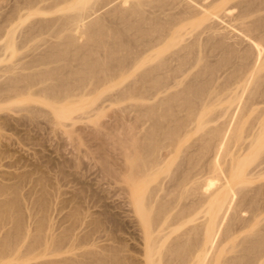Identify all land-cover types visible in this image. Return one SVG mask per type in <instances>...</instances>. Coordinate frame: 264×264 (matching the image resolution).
Listing matches in <instances>:
<instances>
[{
  "label": "rangeland",
  "instance_id": "obj_1",
  "mask_svg": "<svg viewBox=\"0 0 264 264\" xmlns=\"http://www.w3.org/2000/svg\"><path fill=\"white\" fill-rule=\"evenodd\" d=\"M145 1L0 0V264H264V0Z\"/></svg>",
  "mask_w": 264,
  "mask_h": 264
},
{
  "label": "bare ground",
  "instance_id": "obj_2",
  "mask_svg": "<svg viewBox=\"0 0 264 264\" xmlns=\"http://www.w3.org/2000/svg\"><path fill=\"white\" fill-rule=\"evenodd\" d=\"M138 1H139V0H138ZM144 1H145V0H144ZM153 1H155V0H153ZM156 1H157V0H156ZM156 1H155V2H156ZM173 1H174V0H173ZM136 2H137V1H136ZM146 2H147V1H145V3H146ZM148 2H150V0H149ZM155 2H154V3H155ZM160 2H161V1H160ZM160 2H158V3L161 5V3L164 2V1H162L161 3H160ZM134 3H135V1H134ZM151 3H152V2H151ZM151 3H150V4H151ZM156 3H157V2H156ZM158 3H157V4H158ZM165 3H166V2H165ZM213 3H215V2H212V4H213ZM135 4H136V3H135ZM143 4H144V2H143ZM148 4H149V3H148ZM152 4H153V3H152ZM157 4H155V5L158 6ZM174 4H175V3H174ZM212 4L210 3L208 7H210V5H212ZM155 5H154V6H155ZM164 5H165V4H164ZM166 5H167V4H166ZM166 5H165V6H166ZM207 5H208V4H207ZM216 5H217V3H216ZM216 5H215V6H216ZM133 6H134V4H133ZM165 6H164V7H165ZM199 6H200V5H199ZM199 6H198V7H199ZM201 6H202V5H201ZM134 7H136V5H135ZM158 7H159V6H158ZM158 7H157V9H159ZM206 7H207V6H205V8H206ZM168 8H169V6H168ZM202 8H203V7H202ZM205 8H203V10H204ZM136 9H137V8H136ZM162 9H163V8H162ZM197 9H198V8H197ZM197 9H195V10H197ZM140 10H141V9H140ZM154 10L156 11V7H155ZM159 10L162 11V10H161V7H160ZM203 10H202V11H203ZM163 12H164V10H163ZM184 12H186V10H185ZM188 12H189V11H188ZM188 12H187V14H188ZM191 12H192V11H191ZM206 12H208V11H206ZM132 13H133V11H132ZM154 13H155V12H154ZM180 13H182V12H180ZM199 13H200V12H199ZM129 14H130V13H129ZM189 14H190V13H189ZM182 15H183V13H182ZM196 15H198V14H196ZM175 16H176V15H175ZM188 16H189V15H188ZM127 17H128V16H127ZM77 19H78V18H77ZM124 20H125V18H124ZM129 20H130V19H129ZM129 20H128V21H129ZM180 20H181V19H180ZM183 20H184V19L182 18V22H183ZM185 20H186V19H185ZM125 22H126V21H125ZM175 22H178V21H175ZM191 22H192V21H191ZM78 23H79V22H78ZM126 23H128V22H126ZM178 23H180V22H178ZM171 24H172V23H171ZM173 24H174V23H173ZM185 24H186V23H185ZM185 24H184V25H185ZM171 26H172V25H171ZM173 27H174V26H173ZM167 29H168V28H167ZM167 29H166V30H167ZM169 29H170V27H169ZM178 29H179V28H178ZM125 31H126V30H125ZM168 31H170V30H168ZM181 31H182V29H181ZM110 32H112V31H110ZM117 32H118V31H117ZM183 33H184V32H183ZM183 33H182V34H183ZM118 34H119V32H118L116 35H118ZM123 34H124V33H123ZM177 34H179V33H177ZM110 35H111V33H110ZM166 35H167V34H166ZM180 35H181V34H180ZM113 36H114V35H113ZM167 36H168V35H167ZM167 36H165V37H167ZM176 36H177V35H176ZM178 36H179V35H178ZM178 36H177V37H178ZM109 38H110V36H109ZM162 38H164V37H162ZM111 39H112V38H111ZM120 39H122V38H120ZM115 40H116V39H115ZM160 40H163V39H160ZM160 40L158 39V41H160ZM171 40H172V39H171ZM158 41H157V42H158ZM197 41H198V40H197ZM153 42H154V41H153ZM161 42H162V41H161ZM155 43H156V42H155ZM170 43H172V42H170ZM196 43H197V42H196ZM152 44H153V43H152ZM158 44H159V43H158ZM150 45H151V44H150ZM191 45H192V44H191ZM191 45H190V46H191ZM256 45H259V44H256ZM154 46H157V45H154ZM196 46H199V44L196 45ZM196 46L194 47V44H193V47H194V48H196ZM256 47H257V46H256ZM149 48H150V47H149ZM149 48H148V49H149ZM197 48H198V47H197ZM148 49H147V51H148ZM191 49H192V48H191ZM257 49H258V47H257ZM259 49H260V47H259ZM149 50H151V48H150ZM256 51H257V50H256ZM259 51H260V50H259ZM261 51H262V50H261ZM261 51H260V54H261ZM257 52H258V51H257ZM149 53H150V52H149ZM149 53H148L147 55H149ZM262 53H263V52H262ZM160 54H161L160 51H158V52L156 53V57H159ZM260 54H259V56H260ZM153 55H154V54H153ZM153 55H152V56H153ZM158 55H159V56H158ZM261 55H262V54H261ZM144 56H145V53H144ZM144 56H143V57H144ZM262 56H263V55H262ZM156 57H155V58H156ZM246 57H247V56H246ZM246 57L244 56L245 59H246ZM257 57H258V56H257ZM257 57H255V58H257ZM146 58H148V57H146ZM150 58H151V57H150ZM159 58H160V57H159ZM163 58H164V57H163ZM166 58H167V57H166ZM143 59H144V58H143ZM151 59H152V58H151ZM156 59H157V58H156ZM167 59H168V58H167ZM259 59H261V58H259ZM259 59H258V61H259ZM140 60H141V59H140ZM144 60L146 61L147 59H144ZM148 60H149V58H148ZM148 60H147V61H148ZM158 60H159V59H158ZM179 60H180V59H179ZM255 60H256V59H254V62H255ZM147 61H146V62H147ZM155 61H156V60H155ZM163 61H164V60H163ZM167 61H168V60H167ZM142 62H144V61H142ZM148 62H149V61H148ZM148 62H147V63H148ZM164 62H165V61H164ZM164 62H163V63H164ZM139 63H140V61H139ZM139 63H137V64H139ZM153 63H154V62H152V64H153ZM160 63H161V62H160ZM160 63H159V64H160ZM165 63H166V62H165ZM165 63H164L163 65H162V63H161V65H159V66H160V69H161V66H162V67L165 66V68H166ZM168 63H169V62H168ZM256 63H257V61H256ZM262 63H264V62H262ZM141 64H143V63H141ZM152 64H151V65H152ZM148 65H149V64H148ZM181 65H182V64H181ZM248 65H249V64H248ZM251 65H253V63H252ZM263 65H264V64H263ZM135 66H136V65H135ZM146 66H147V65H146ZM157 66H158V65H157ZM159 66H158L157 68H159ZM255 66H256V65H255ZM184 67H186V66H184ZM153 68H154V67H153ZM180 68L182 69V66H181ZM250 68H251V67H250ZM148 69H149V68H148ZM160 69H159V71H161ZM162 69H163V68H162ZM173 69H174V68H173ZM188 69L190 70V67H189ZM188 69L185 68V70H188ZM150 70H151V69H150ZM153 70H156V69H153ZM246 70H247V69H246ZM246 70H245V71H246ZM156 71H158V70H156ZM159 71H158V72H159ZM163 71H164V70H162L161 72H163ZM171 71H172V70H171ZM171 71H169V73H170ZM182 71H184V70L182 69ZM182 71L180 70V72H182ZM245 71H244V72H245ZM152 72H154V71H152ZM166 72H167V69H166ZM180 72H179V73H180ZM148 73H150V72H148ZM171 73H174V72H171ZM183 73H185V71H184ZM246 73H247V72H246ZM246 73H245V74H246ZM252 73H253V72H252ZM156 74H157V73H156ZM156 74H155L154 78L156 77ZM165 74L168 75V73H165ZM174 74H175V73H174ZM248 74H249V73H248ZM167 75H166V76H167ZM170 75H171V74H170ZM180 75H181V74H180ZM243 75H244V74H243ZM250 75H251V74H250ZM250 75H249V76H250ZM144 76H145V75H144ZM150 76L152 77L151 73H150ZM150 76H149V78H151ZM160 76H161V75H160ZM164 76H165V75H164ZM157 77H158V76H157ZM157 77H156V78H157ZM167 77H168V76H167ZM147 78H148V77H147ZM162 78H163V76H162ZM164 78H165V77H164ZM157 79H158V78H157ZM163 80H167V79H163ZM163 84H164V83H163ZM154 85H155V84H154ZM156 85H157V84H156ZM158 86H159V85H158ZM163 86H164V85H163ZM165 86H166V85H165ZM161 87H162V85H161ZM161 87H160V88H161ZM210 98H211V97H209V99H210ZM212 98H213V96H212ZM214 98H215V97H214ZM210 101H211V100H210ZM207 102H208V101H207ZM204 103H205V102H204ZM208 103H209V102H208ZM208 103L205 104V108H208V109H209L210 107H208V105H211V104H210L211 102H210L209 104H208ZM202 104H203V103H202ZM206 105H207V107H206ZM200 106L202 107V105H200ZM203 107H204V105H203ZM203 107L201 108L202 110H200L201 113H202V111H203ZM198 111H199V110H198ZM200 111H199V112H200ZM204 111H205V110H204ZM203 113H204V114H203ZM203 113H202V115H200V116L198 115V116H199V122H200V124L202 123V125H200V127L204 126L205 123H203V122H205V121L208 119V118H206V120H205V117H206L205 113H206V111L203 112ZM198 114H199V113H198ZM206 114H207V113H206ZM203 115H204V118H203ZM208 117H209V116H208ZM202 118H203V119H202ZM195 119H196V118H194V120H195ZM194 120H193V121H194ZM197 120H198V119H197ZM200 120H201V121H200ZM208 120H209V119H208ZM210 120H212V119H210ZM194 122H195V121H194ZM197 122H198V121H197ZM208 122H209V121H207V123H208ZM207 123H206V124H207ZM203 124H204V125H203ZM198 125H199V124H198ZM198 125H197V127H199ZM216 129H217V128H215L214 130L216 131ZM214 130H213V131H214ZM221 130H222V129H221ZM221 130L218 129L217 131H219V132L221 133V132H223V131H221ZM213 133H214V132H213ZM210 134H211V133H210ZM221 134H222V133H221ZM214 135L217 136V137L219 138V135H218L217 133H214ZM221 136H222V135H221ZM211 138H213V136H212ZM218 138H217V139H218ZM221 138H222V137H221ZM222 140H223V138H222ZM214 141H215V140H214ZM216 142H217V140H216ZM216 145H217V143H216ZM218 146H220V144H219ZM220 147H221V146H220ZM218 149H219V148H218ZM172 151H173V150H172ZM173 152H174V151H173ZM217 152H218V151H217ZM167 153H168V151H167ZM167 155H169V153H168ZM169 156H170V155H169ZM157 157H158V156H157ZM165 157H166V156H165ZM158 159H159V157H158ZM162 159H164V157L161 158V160H162ZM151 160H152V159H151ZM159 160H160V159H159ZM155 161H156V160H155ZM157 161H158V160H157ZM214 161H216V160H214ZM169 162H170V161H169ZM217 162H218V161H217ZM161 163H162V162H161ZM165 163H166V162H165ZM213 163H214V162H213ZM151 164H152V163H151ZM156 164H157V163H156ZM166 164H167V163H166ZM211 164H212V163H211ZM164 165H165V164H164ZM215 165H217V164H215ZM215 165H213V166H215ZM162 166H163V165H162ZM217 166H218V165H217ZM158 167H159V165H158ZM163 167H164V166H163ZM166 167H168V166H166ZM169 167H170V163H169ZM210 167H212V166L210 165ZM210 167H209V168H210ZM154 168L156 169L155 166H154ZM159 168H162V167H159ZM159 168H158V169H159ZM215 168H217V167L215 166V167H214V170H216ZM150 169H151V168H150ZM165 169H166V168H165ZM210 169H212V168H210ZM217 169H218V168H217ZM152 170H153V168H152ZM159 170H160V169H159ZM155 171H157V170H155ZM161 171H162V169H161ZM211 171H212V170H211ZM216 171H217V170H216ZM150 172H151V171H150ZM159 172H160V171H159ZM209 172H210V170H209ZM151 173H152V172H151ZM148 174H149V173H148ZM154 174H155V172H154ZM194 174H195V173H194ZM196 174H197V173H196ZM149 175H150V174H149ZM151 175H153V174H151ZM185 175H186V174H185ZM185 175H184V176H185ZM187 175H188V174H187ZM198 175H199V174H198ZM154 176H155V175H154ZM154 176H153V177H154ZM156 176H157V175H156ZM156 176H155V177H156ZM189 176H190V175H189ZM196 176H197V175H196ZM202 176H203V175H202ZM202 176H201L200 178H202ZM153 177H151L150 180H151ZM190 177H191V176H190ZM190 177H189V178H190ZM193 177H194V176H193ZM231 177H232V176H231ZM231 177H230V179L227 177V178L229 179V181L231 180ZM140 178H141V177H140ZM143 178H144V177H143ZM147 178H149V177H147ZM185 178H186V177H185ZM185 178H184V179H185ZM187 178H188V177H187ZM227 178H226V179H227ZM145 179H146V178H145ZM196 179H198V178H196ZM146 180H147V179H146ZM146 180H145V181H146ZM193 180H194V179H193ZM198 180H199V179H198ZM198 180H197V181L194 180V181H195V182H198ZM205 180H206V179H205ZM143 181H144V180H142V182H143ZM152 181H153V179H152ZM152 181H151V182H152ZM180 181H181V180H180ZM182 181H183V180H182ZM186 181H187V179H186ZM186 181H185L184 183L181 182V184H182V183L185 184ZM189 181H190V180H189ZM194 181H193V182H194ZM138 182L141 183V180H140V181L138 180ZM147 182L150 183V181H146L145 184H146ZM162 182H163V181H162ZM201 182H202V181H201ZM203 182H204V181H203ZM211 182H212V181H211ZM225 182H226V181H225ZM231 182H232V181H231ZM140 183H139V184L137 183V186L140 185ZM148 183H147V184H148ZM169 183H170V182H169ZM171 183H172V182H171ZM198 183H199V182H198ZM204 183H206V182H204ZM194 184H195V183H194ZM207 184H208V183H207ZM210 184H211V183H210ZM226 184H228V182H226ZM226 184H225V185H226ZM141 185H144V183H143V184L141 183ZM159 185H160V186H159V189H160V187H161L162 184L160 183ZM178 185H179V184H178ZM185 185H186V184H185ZM185 185L182 186V187L184 188ZM192 185H193V184H192ZM225 185H224V186H223V185H222V186L220 185L221 187L219 186L220 188L217 189V191L214 189L215 191H212V194H211V193H208V195H207V197H209V195L211 194V195H210V196H211V200L209 201V200L207 199V200H208L209 202H211V203H209L208 201H207V202H208L209 205L212 204V206H211L212 209H209V211H211V210H212V211H211V212H207V211H208V208H210V207H209V205L206 203V206H208V207L206 208V211H205V212H207V215H208L209 213H211V215H212V214L214 215V220H213V222H211L212 225H209L210 223L208 224V223H206V222L204 221V222H205L204 224H208V225H209V226H207V225H202V226H204V227L207 226V227H205V228H207V229H205V228L203 227V228L205 229V231H204V229L200 226V228L203 229L204 233H206V235H204V236H206L204 240L207 242V244H211V245H212V243L215 241L214 238H215V236H216V234H217L216 232L218 231L217 227L220 226V225L218 224V222H219L218 220H219L221 217L224 216L223 214H226V213H227L226 211L229 209L228 207H230V206L227 207V205H231V204H226V203H231V202H232V200H231V201L229 200V196H230V195H228L232 189H231V190L229 189V191H228V190L225 188V187H226ZM190 186H191V185H190ZM202 186H203V185H202ZM204 186H205V185H204ZM209 186H210V185H209ZM227 186H228V185H227ZM229 186H230V185H229ZM166 187H167V185H166ZM177 188H178V187H177ZM200 188H201V187H200ZM207 188H208V187H207ZM228 188H229V187H228ZM157 189H158V188H157ZM171 189H173V188H171ZM198 189H199V187H198ZM201 189H203V187H202ZM166 190L168 191V189H166ZM182 190H183V189H182ZM184 190H185V189H184ZM187 190H188V189H187ZM195 190H196V189H195ZM209 190H210V189H209ZM169 191H170V190H169ZM177 191H178V190H177ZM193 191H194V190H193ZM196 191H197V190H196ZM227 191H228L229 193H228ZM182 192H183V191H182ZM182 192H181V193H182ZM194 192H195V191H194ZM197 192H198V191H197ZM197 192H196V193H197ZM204 192H205V191H203V195H204ZM206 192H207V190H206ZM206 192H205V193H206ZM209 192H210V191H209ZM183 193H185V191H184ZM183 193H182V194H183ZM198 193H200V191H199ZM171 194H172V193H171ZM171 194H170V196H171ZM173 194H174V193H173ZM182 194H181V195H182ZM203 195H202V196H203ZM178 196H179V195H178ZM178 196H176V197L178 198ZM182 196H183V195H182ZM182 196H181V198H182ZM174 197H175V196H174ZM179 197H180V196H179ZM177 198H175V200H176ZM199 198H200V197H199ZM202 198H203V197H202ZM179 199H180V198H179ZM230 199H233V198H230ZM143 200H144V199H143ZM143 200H142V197H141V196L138 197L137 202H136V204H137L136 206H137V208H139L138 210H141V211H142V213H141V214L143 215L142 217H144V219H145L146 217H148L147 215H148V213H149V211H150V210H149L150 208H148V204H147V205L145 204L147 201L144 202ZM145 200H146V199H145ZM171 200H172V199H171ZM197 200L199 201V199H197ZM228 200H229L230 202H228ZM148 201H149V200H148ZM195 201H196V200H195ZM198 201H197V202H198ZM201 201H202V200H201ZM204 201H205V200H204ZM150 202H151V201H150ZM172 202H173V201H172ZM172 202H171V203H172ZM174 202H175V201H174ZM176 202H177V200H176ZM197 202H196V203H197ZM205 202H206V201H205ZM166 203H167V202H166ZM224 203H225L226 205H225ZM200 204H201V203H200ZM202 204H203V202H202ZM202 204H201L200 206H199V204H198L197 207H198V208L201 207ZM166 205H167V204H166ZM169 205H170V203L167 205V207H169ZM171 205H173V204H171ZM171 205H170V206H171ZM193 205H194V204H193ZM203 205H204V204H203ZM224 205H225L226 209L228 208L226 211L224 210L225 208L222 209ZM206 206H205V207H206ZM160 207H161V206H160ZM162 207H164V206H162ZM205 207L203 206L202 208H205ZM164 208H165V207H164ZM164 208H163V209H164ZM170 208H171V207H170ZM172 208H173V207H172ZM192 208H193V207H192ZM192 208H190V209L192 210ZM194 208H196V206H195ZM194 208H193V210H194ZM198 208H197V209H198ZM230 208H231V207H230ZM163 209H162V210H163ZM188 209H189V208H188ZM197 209H196V210H197ZM162 210H161V211H162ZM164 210H166V209H164ZM168 210H169V208H168ZM183 210H184V209H183ZM183 210H181V211H183ZM221 210H222V211H221ZM141 211H140V212H141ZM185 211H187V210H184V212H185ZM198 211H199V210H198ZM201 211H202V210L200 209V212H201ZM165 212H166V211H165ZM165 212H164V213H165ZM187 212H188V211H187ZM187 212H186V213H187ZM190 212H191V211H189L188 214H190ZM193 212H194V211H193ZM200 212H198V213H200ZM219 212H220V213H219ZM221 212H222V213H221ZM223 212H226V213H223ZM166 213L168 214V212H166ZM180 213H181V212H180ZM180 213H178V214L180 215ZM182 213H183V212H182ZM167 214H166L165 217H167ZM183 214H184V213H183ZM188 214H186V216H190V215H188ZM194 214H197V213H194ZM220 214H222L223 216L220 217ZM179 215H178V217H179ZM209 215H210V214H209ZM211 215H210V217H211ZM163 216H164V214H163ZM180 216H181V219H182V218H183L182 216H184V215L181 214ZM186 216H184V221L187 222V219H188V218H186ZM218 216H219V219H217ZM178 217H177V218H178ZM191 217H193V216L191 215ZM177 218H175V219H177ZM185 218H186V219H185ZM178 219H179V218H178ZM178 219H177V221H178ZM189 219H190V218H189ZM189 219H188V220H189ZM191 219H192V218H191ZM207 219L209 220V217H207ZM207 219H206V220H207ZM216 219H217V221H218L217 224H216ZM146 220H147V218H146ZM179 220H180V219H179ZM182 221H183V220H181V222L178 221V222L181 223V225H180V223L178 224L179 228L182 227V225H183V224H182ZM210 221H212V219H211ZM210 221H207V222H210ZM220 221H221V219H220ZM178 222H176V223H178ZM176 223H175V224H176ZM183 223H184V222H183ZM219 223H220V222H219ZM148 224H149V222H148ZM19 225H20V224H19ZM19 225H18V226H19ZM216 225H217V227H216ZM218 225H219V226H218ZM171 229H172V228H171ZM174 229H175L176 231L179 230L178 228H174ZM20 230H21V228L19 227V228H18V232H19ZM172 230H173V229H172ZM172 230H170V231H172ZM199 230H200V229H199ZM216 230H217V231H216ZM170 231H169V232L167 231V232H168L169 234H170V233L172 234V232H170ZM201 231H202V230H201ZM160 232H162V231H160ZM160 232H159V233H160ZM199 232H200V231H199ZM168 233L166 234L167 236H169ZM173 233H174V231H173ZM190 233H191V232H190ZM200 233H201V232H200ZM154 234H155V233H154ZM151 235H152L153 238H154L153 240H152ZM151 235H150V237H151V239H150V240H151V241H150V246L148 245L149 249H147V252H146V255H148V250H149V253H150L149 255H150V256H149V257L147 256V257H148L147 259L151 258V259L148 260L149 262H150V260H151V262H150L151 264H162L163 261L160 260V259L168 258V257H166V256H168V255H166V256L163 257V258L160 257L161 255H162V256H164V255L162 254L161 251H158V250H159L158 248H159V246H163V248H164L165 245H163V244H161V243H160V244H161V245H160V244L158 243V241L156 242V243H158V244H156L155 241H154L156 236L153 235V233H152ZM159 235H161V233H160ZM162 235L164 236V234H162ZM187 235H188V234H187ZM163 236H162V237H163ZM167 236H166V238H167ZM157 237H158V236H157ZM162 237H161V239L163 240L164 237H163V238H162ZM14 238H15V239H14ZM16 238H17V235L14 236V237L9 238V241L5 244V245H6V248H8V247L10 248V247L12 246V244H14V243L16 242ZM201 238H202V237H201ZM206 238H207V239H206ZM156 239H157V238H156ZM159 239H160V238H159ZM159 239H158V240H159ZM216 239H217V238H216ZM178 240H179V239H178ZM153 241H154V242H153ZM159 241H160V240H159ZM164 241H166L165 238H164ZM164 241H163V243L165 244ZM161 242H162V241H161ZM202 242H203V239L201 240V243H202ZM175 243H176V242H175ZM178 243H179V242H178ZM181 243H182V242H181ZM151 244L153 245V247H152ZM154 244H156V245H154ZM172 244H173V243H172ZM185 244H186V243H185ZM202 244H206V243H202ZM157 245H158V247H157ZM179 245H180V244H179ZM187 245H188V244H187ZM197 245H198V244H197ZM197 245L195 246V248L197 247ZM154 246H155V247H154ZM172 246H173V245H172ZM180 246H181V245H180ZM185 246H186V245H184V247H185ZM190 246H191V245H190ZM199 246H200V245H199ZM199 246H198V247H199ZM206 246H207V245H206ZM208 246H209V245H208ZM156 247H157V248H156ZM166 247H167V245H166ZM188 247H189V246H188ZM201 247H202V245H201ZM204 247H205V246H204ZM209 247H210V246H209ZM209 247H207V248L209 249ZM213 247H214V246H213ZM213 247H212V248H213ZM150 248H151L152 250H151ZM153 248H154V249H153ZM155 248L157 249V251L155 250ZM160 248H161V247H160ZM163 248H162V250H163ZM174 248L176 249V247H174ZM182 248H183V247H182ZM192 248H193V247H192ZM180 249H181V248H180ZM180 249H179V250H180ZM190 249H191V248H190ZM190 249H189V250H190ZM193 249H194V248H193ZM199 249H200V248H199ZM204 249H206V247H205ZM208 249L204 250V252H206ZM170 250H172V248H171V249H168V251H170ZM185 250H186V248H185ZM201 250H202V248L200 249V251H201ZM164 251H165V250H164ZM175 251H176V250H175ZM177 251H178V250H177ZM177 251H176V252H177ZM182 251H183V253H185L184 250H182ZM194 251H195V250H194ZM200 251H195V252H196V255L198 254V255H197V258L199 257L198 261H199L200 258H201L200 255H199V253H198V252H200ZM158 252H159V253H158ZM171 252H173V251H171ZM187 252H188V250H187ZM189 252H193V251L191 250V251H189ZM207 252H208V251H207ZM156 253H157V255H156ZM165 253H166V251H165ZM165 253H164V254H165ZM200 253H201V252H200ZM172 254H173V253H172ZM187 254H188V253H187ZM194 254H195V253H194ZM154 255H155V257L158 256L159 259H158V258H155ZM159 255H160V256H159ZM196 255H193V253H192V256H195V257H193V261H194V259L196 258ZM192 256H191V257H192ZM201 256H202V255H201ZM178 257H179V256H178ZM181 257H182V255H181ZM188 257H189V256H188ZM191 257H189L190 260H191ZM152 258H153V260H152ZM154 258H155V259H154ZM197 258L195 259V261H197ZM202 258H203V257H202ZM202 258H201V260H203ZM156 259L159 261V263H158V261H156ZM189 259L187 258L186 260H189ZM167 260H168V259H167ZM201 260H200V261H201ZM160 261H161V262H160ZM171 261H172V260H171ZM177 261H178V260H177ZM177 261H176L175 263H173V262H172V263H173V264H176V263H178ZM193 261L191 260V263H190L189 261H188V262L185 261L186 263H185V262H184V263H185V264H187V263H189V264H195V263H192ZM195 261H194V262H195ZM198 261H197L196 263H199V262H200V261H199V262H198ZM212 261H213V260H212ZM166 262H168V261H166ZM182 262H183V261H182ZM57 263H58V262H57ZM150 263H149V264H150ZM200 263H201V262H200ZM211 263H212V262H211ZM76 264H77V263H76ZM79 264H80V263H79Z\"/></svg>",
  "mask_w": 264,
  "mask_h": 264
}]
</instances>
